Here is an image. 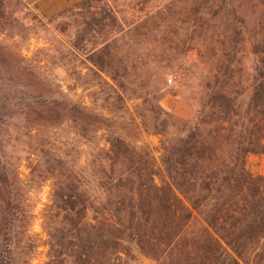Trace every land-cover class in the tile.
<instances>
[{
	"label": "trees",
	"instance_id": "16d2710c",
	"mask_svg": "<svg viewBox=\"0 0 264 264\" xmlns=\"http://www.w3.org/2000/svg\"><path fill=\"white\" fill-rule=\"evenodd\" d=\"M37 1L0 0V35H49V62L75 87L80 65L89 66L90 87L107 77L112 85L104 83L101 108L111 115L124 118V96L135 92L130 86L139 78L138 67L123 60L127 35L134 44L147 37L168 47L187 44L206 60L207 74L188 122L162 112L154 98L142 102L153 121L147 129L164 136L175 131L162 144L165 179L158 185L147 146L106 130L107 146L98 147L107 119L60 91L25 83L14 72L15 56L0 43V264H30L37 248L16 145L33 159L31 180L53 183L43 224L46 264H133L135 252L152 264H264V178L252 177L245 165L248 155H264V0H193L175 21L178 28L161 19L131 32L104 9V0H87L47 23L36 14ZM249 14L254 23L246 69ZM166 21L169 28L159 30ZM150 80L141 79L137 88H153ZM62 126L93 147L84 164L75 148H55L44 134Z\"/></svg>",
	"mask_w": 264,
	"mask_h": 264
},
{
	"label": "rangeland",
	"instance_id": "374dc122",
	"mask_svg": "<svg viewBox=\"0 0 264 264\" xmlns=\"http://www.w3.org/2000/svg\"><path fill=\"white\" fill-rule=\"evenodd\" d=\"M87 0H38L35 2L36 14L47 23L66 10H76L82 7ZM193 0H104L102 5L105 10H109L117 16L118 21L123 25L126 32H131L139 25L170 19L174 22L179 16L186 13L191 7ZM171 5V6H170ZM172 7L170 14L166 8ZM247 29L244 33L245 68L251 66L249 47L251 45L250 31L253 26V18L247 15ZM170 21L160 24L159 30H167ZM188 30L187 26L180 27ZM49 32H53L51 26ZM0 43L12 52L15 56V71L24 82L37 86L42 91L50 89L60 91L69 99L84 106L87 110L103 115L107 119V127L101 129L98 136V147L106 148V136L109 131L118 132L129 144L140 147L147 146L156 161L157 176L156 184L160 185L165 179L161 166L162 144L165 140L173 138L175 131L169 129L167 136L154 134L146 126L153 124L149 114L144 112L142 102L145 98L152 101L156 99V104L160 110L169 114L174 120L188 122L197 111V99L202 91L203 82L207 74L206 60L199 58L195 51L189 49L187 44L171 47L163 46L157 37H147L134 44V41L127 35L121 43L123 60L129 65H135L139 71V78H133L131 88L134 93L124 96V118L111 115L106 109L101 108L103 98H106L104 83L111 84L104 75H101L100 86L94 84L89 86L90 73L88 65H80L78 72L81 76V83L74 86L69 75L60 67L49 62L52 54V43L50 36L46 34L30 35L26 40L19 38H8L0 35ZM18 64V65H17ZM133 72V71H132ZM135 73V72H133ZM164 77V80H163ZM150 80L153 88L138 89V82ZM96 80V77H94ZM160 80V82H159ZM91 82V81H90ZM95 82V81H94ZM85 84V85H83ZM112 85V84H111ZM74 86V87H73ZM110 128V129H107ZM12 132V131H11ZM13 134V133H12ZM44 134L50 138V143L55 148H63L70 145L78 152L81 164H84L90 157L93 147H88L80 142L68 132L64 126L60 128L44 130ZM13 139L18 137L22 144L27 142L25 137L12 135ZM15 146V145H14ZM18 157L20 158L19 179L27 194V210L30 215L29 234L37 244L33 252L30 264H46L47 262V241L48 237L43 228L44 215L50 205L53 192L51 180L34 182L30 178L29 166L32 157L25 152L23 146L16 145ZM246 170L252 177L264 178V155H248L245 160ZM136 262L133 264H152V262L135 252Z\"/></svg>",
	"mask_w": 264,
	"mask_h": 264
}]
</instances>
